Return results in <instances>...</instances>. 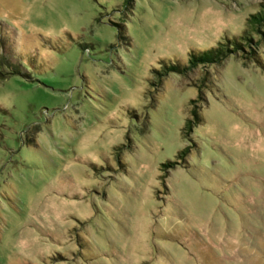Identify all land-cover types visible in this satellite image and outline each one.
Returning <instances> with one entry per match:
<instances>
[{
    "label": "rangeland",
    "instance_id": "374dc122",
    "mask_svg": "<svg viewBox=\"0 0 264 264\" xmlns=\"http://www.w3.org/2000/svg\"><path fill=\"white\" fill-rule=\"evenodd\" d=\"M263 9L0 0V264H264Z\"/></svg>",
    "mask_w": 264,
    "mask_h": 264
},
{
    "label": "trees",
    "instance_id": "16d2710c",
    "mask_svg": "<svg viewBox=\"0 0 264 264\" xmlns=\"http://www.w3.org/2000/svg\"><path fill=\"white\" fill-rule=\"evenodd\" d=\"M126 3H130V0H126ZM247 25L251 28L252 32L263 34L262 28H264V9L260 12H257L256 14H251L250 18H248ZM249 32L240 36V38L236 37L232 40L226 38L225 42L219 43V45L217 46L204 49L202 51L197 52L196 54L194 53L190 59V63H201L204 65L214 63L219 64L230 55L236 53H242L244 59L253 60L255 62L257 61L259 63V59L257 57L258 54L253 51V48L251 46L254 41L250 36L251 31ZM258 43H260L259 40H257V44ZM247 48L251 49V51L248 50L247 52ZM187 68L188 67L186 66L182 67L177 64H172L168 67H164L162 69V73H160L159 71L156 72L160 75L159 79L161 80L162 76H164L167 71L184 73L187 72ZM194 114L197 118L199 117L197 111H194Z\"/></svg>",
    "mask_w": 264,
    "mask_h": 264
}]
</instances>
